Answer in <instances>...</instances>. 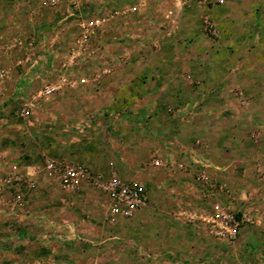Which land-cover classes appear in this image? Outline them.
Listing matches in <instances>:
<instances>
[{
    "label": "rangeland",
    "instance_id": "obj_1",
    "mask_svg": "<svg viewBox=\"0 0 264 264\" xmlns=\"http://www.w3.org/2000/svg\"><path fill=\"white\" fill-rule=\"evenodd\" d=\"M47 1L0 0V264H264V0ZM216 205L233 243L188 217Z\"/></svg>",
    "mask_w": 264,
    "mask_h": 264
},
{
    "label": "built area",
    "instance_id": "obj_2",
    "mask_svg": "<svg viewBox=\"0 0 264 264\" xmlns=\"http://www.w3.org/2000/svg\"><path fill=\"white\" fill-rule=\"evenodd\" d=\"M49 5H55L56 0H48ZM3 75L0 74V77ZM56 87L45 85L41 95H50ZM155 165H160L158 160ZM44 167L48 173L54 174L59 180L60 187L65 190L76 189L81 180H87L96 188L106 193L110 204L109 217L116 214L129 215L136 210L142 209L147 202V194L144 188L137 183L121 182L115 175L105 179L102 175L95 174L86 167L67 162H56L48 158L44 159ZM181 168H185L180 165ZM192 220L200 221L208 230L209 234L219 241L233 243L239 235L241 228L251 224L252 219L247 215L237 217L235 213L224 210L217 205L212 211L205 213H193L188 216Z\"/></svg>",
    "mask_w": 264,
    "mask_h": 264
},
{
    "label": "crops",
    "instance_id": "obj_3",
    "mask_svg": "<svg viewBox=\"0 0 264 264\" xmlns=\"http://www.w3.org/2000/svg\"><path fill=\"white\" fill-rule=\"evenodd\" d=\"M33 171H34V168L33 167H28V170H27V173H26V175H28V179H31L30 177H32L33 176ZM143 209V208H142ZM141 209V210H142ZM140 210V211H141ZM71 237V236H70ZM69 236H68V238H70ZM74 237V236H73ZM74 238H76V237H74ZM71 239H72V237H71ZM215 242V241H214ZM216 243V242H215ZM219 244H221V242L219 243Z\"/></svg>",
    "mask_w": 264,
    "mask_h": 264
},
{
    "label": "trees",
    "instance_id": "obj_4",
    "mask_svg": "<svg viewBox=\"0 0 264 264\" xmlns=\"http://www.w3.org/2000/svg\"><path fill=\"white\" fill-rule=\"evenodd\" d=\"M237 217H239V215H237Z\"/></svg>",
    "mask_w": 264,
    "mask_h": 264
}]
</instances>
